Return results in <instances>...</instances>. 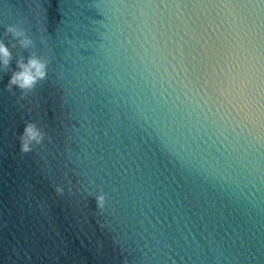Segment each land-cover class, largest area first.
Returning <instances> with one entry per match:
<instances>
[{
  "label": "water",
  "instance_id": "1",
  "mask_svg": "<svg viewBox=\"0 0 264 264\" xmlns=\"http://www.w3.org/2000/svg\"><path fill=\"white\" fill-rule=\"evenodd\" d=\"M0 41V264H264V0H0Z\"/></svg>",
  "mask_w": 264,
  "mask_h": 264
},
{
  "label": "clouds",
  "instance_id": "2",
  "mask_svg": "<svg viewBox=\"0 0 264 264\" xmlns=\"http://www.w3.org/2000/svg\"><path fill=\"white\" fill-rule=\"evenodd\" d=\"M6 32L13 35L19 40L23 48H28L33 44L25 31L17 25L10 24L6 28ZM11 62V52L3 41H0V65L5 70L8 69ZM50 63L49 59L31 55L25 59L21 57L16 64V70L13 71L9 83L8 90L12 91L13 87H17L21 91V98L36 88V85L47 78V68ZM44 133H42L35 123L29 122L25 125L22 134L19 136L20 151L23 154L30 153L34 150V145H40L43 142ZM71 187L69 192H71ZM55 192L58 195L64 194V187L57 185ZM97 207L104 209L106 204L105 194L101 193L95 197Z\"/></svg>",
  "mask_w": 264,
  "mask_h": 264
}]
</instances>
